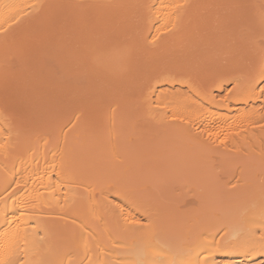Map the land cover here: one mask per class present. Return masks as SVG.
Wrapping results in <instances>:
<instances>
[{
    "label": "bare ground",
    "instance_id": "obj_1",
    "mask_svg": "<svg viewBox=\"0 0 264 264\" xmlns=\"http://www.w3.org/2000/svg\"><path fill=\"white\" fill-rule=\"evenodd\" d=\"M0 264H264V0H0Z\"/></svg>",
    "mask_w": 264,
    "mask_h": 264
}]
</instances>
